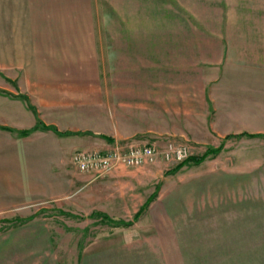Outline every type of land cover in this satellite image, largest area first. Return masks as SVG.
I'll return each instance as SVG.
<instances>
[{
	"label": "crops",
	"instance_id": "1",
	"mask_svg": "<svg viewBox=\"0 0 264 264\" xmlns=\"http://www.w3.org/2000/svg\"><path fill=\"white\" fill-rule=\"evenodd\" d=\"M179 5L177 0H157L150 5L147 0H124L123 10L112 1L102 5L107 8L111 55L105 85L100 35L95 28L100 17L97 2L0 0V99L9 108L22 106L13 111V118L0 113V264H83L84 220L97 213L121 220L125 215L134 216L156 190L154 186L144 200L122 187L118 192H94L103 182L112 189L126 185L125 190H132L133 181L122 180L124 176L119 174L141 168L119 167L100 176L82 173L71 163L74 151L85 145L88 150L111 147H92L103 142L155 145L159 143L152 139L163 137L169 142L181 138L182 131H196L197 119L210 121L212 128L219 115L236 127L253 118L251 108L232 111L228 106L256 104L242 97L256 95V89L264 91V26L250 32L238 22L229 24L223 14L219 30L213 33L196 10L188 9L190 16L181 18ZM149 7L155 8L154 15H149ZM223 7H227L225 2ZM262 20L264 17H252L243 22L258 25L264 24ZM120 54L122 64L117 63ZM197 55L217 57L214 75H197L190 68L194 65L190 59ZM149 71L154 72L151 79ZM181 73L186 74L183 79ZM5 80L29 100L37 119L50 128L18 134L33 128L36 117L25 104L4 97V92L13 93ZM218 87L219 99L215 95ZM217 103L230 111L216 110ZM95 114L107 120L109 131L91 128L98 126ZM7 148L13 152L2 154ZM155 163L152 166L159 165ZM135 180L147 185L150 178ZM203 184L191 186L203 191ZM189 188L186 183L159 190L140 220L139 227H145L144 221L150 219L152 231L129 240H143L148 243L145 246L157 248L168 225L174 242L209 241L217 236L208 234L237 231V225L243 224V212L236 207L187 206ZM178 229L187 232L185 238L183 233H175ZM90 239L87 237L88 242Z\"/></svg>",
	"mask_w": 264,
	"mask_h": 264
},
{
	"label": "rangeland",
	"instance_id": "2",
	"mask_svg": "<svg viewBox=\"0 0 264 264\" xmlns=\"http://www.w3.org/2000/svg\"><path fill=\"white\" fill-rule=\"evenodd\" d=\"M94 1L97 2V11L100 13V17L97 18L98 21L95 23V28L96 32L100 35L98 42L100 43L99 47H101V76L102 81L106 85L108 80L107 63L111 59V55H108L107 45V8L102 5L107 3V1H112L116 3L117 7H121L119 9L123 10L124 0ZM156 1L147 0V4H155ZM177 2L180 4L179 16L181 18L186 20L190 16L187 12L188 9L191 11L196 10L199 13L198 17L200 21H205L206 28H211L213 33L219 30L218 22L222 19L221 15L223 14L228 16L227 21L229 24L238 22L239 27L248 28L250 32L254 29L256 30L257 27L264 26V24L252 25L243 22L244 18L251 21L252 17H264V0H177ZM224 2L227 7H223ZM154 11V7L153 9L149 7V15H154ZM262 22L264 23V20ZM115 26L118 27L119 23ZM122 26L123 24H120V27ZM184 27L188 26L184 25ZM183 60L181 58V65L183 64ZM123 61L124 56L120 54L117 58V63L122 64ZM192 61L194 65L190 64V68L193 67L197 75H204L205 73L206 76L214 75L213 73L217 71L215 69H218L215 66L218 64L216 56L201 58L197 55L190 59V63ZM204 61L207 63H203ZM148 69L151 70L152 66L150 65ZM151 73L154 72H148L150 79L154 77L151 76ZM116 75L122 77L123 73L117 71ZM180 76L183 79L186 74L181 73ZM220 83L221 79L218 80L217 85H220ZM5 84L13 93L4 92V97L10 102L25 104L35 115L37 123L39 120L37 119L36 108L19 92L11 81L5 80ZM219 91L218 87L215 94L218 99ZM255 94L253 96L249 95L247 98L243 96L242 98L247 101H255L256 104L228 106L232 111L238 107L254 110L253 118H247L243 121V126L236 127L234 123L229 124L230 120H225L219 115L212 121V129L208 126L210 121L205 122L203 119H197L195 122L196 131H182L184 133L181 138H175V140H170L169 142H166L169 139H165V137L151 138L153 141L159 143L155 144L160 151L156 161L157 163L159 162V165L152 166L154 165L152 164L137 167L141 169L132 174H119L122 177L124 176L122 180L133 181V184H130L132 190H125L126 185H116V188L112 189L109 188L110 185L107 182L94 187L92 190L99 193H106L108 191L118 192L120 191L118 187H122L123 189L121 190L123 191L138 193L140 200H144V196L149 194L154 186L156 190L144 202L143 205L146 204V206L138 218H135V215L143 205L134 216L128 217L125 215L122 220L109 219L108 216L102 213H97L94 218L90 217L84 220L86 239L83 264H264V91L256 89ZM215 107L218 111H230V108H227L225 104L221 105L217 103ZM18 108L21 109L22 106L13 107L12 105V108H9L8 103L0 99V113L4 111V114L12 115L13 118L15 114L13 111ZM97 117H100L98 118L99 120L96 119ZM93 119L98 121L96 122L98 126L93 125L91 128L97 131H109L105 118L95 114ZM39 122L40 125H45L43 122ZM206 127H209V130ZM243 133L250 135H244ZM103 143L93 145L92 147L113 145ZM178 145H185L187 147L188 155L182 161L174 159L173 149ZM81 148L79 149L81 151H91L87 149L86 145ZM11 152L13 151L10 148L2 150V154ZM16 152L17 150L14 153ZM19 154L22 156L26 155L23 152H19ZM165 154H168V159L165 158ZM202 155H204V158L201 162H186L181 167L174 169L178 163L184 162L189 156ZM137 168H128V170ZM66 169L67 172H72L70 165H67ZM108 173L99 174L93 172V174L99 176ZM146 177L150 178L147 185L145 183L142 184L143 179H141V184H138L137 180H135V178ZM195 182H203L205 189L203 191L195 189V187L191 186ZM186 183L190 186L186 193V196L190 199L186 201L187 206L211 208L236 207L243 212V224L237 225V231L210 233L208 235L217 237L216 239L211 238L209 241L191 239L174 242L171 237L174 235V232L173 234L172 232H168L170 229L168 225L164 227L163 241L158 242L159 246L157 248L150 245L145 246L148 243L143 240L133 238L130 241V236L139 238L140 233L145 236L152 231L150 229H153L154 226L153 224L151 225L149 218V220L144 221L145 227L139 226L141 217L145 216L144 214L151 206L153 198L158 194L157 192L163 188L175 189L176 186L185 185ZM183 188L186 191L187 187ZM195 195L196 198H193ZM105 219L110 220V223L105 221ZM175 233H183L182 238H185V233L187 232L178 229ZM89 236L94 241L90 239V242H88L87 237ZM96 237L99 239L98 242L95 240ZM220 261L223 262L216 263Z\"/></svg>",
	"mask_w": 264,
	"mask_h": 264
},
{
	"label": "built area",
	"instance_id": "3",
	"mask_svg": "<svg viewBox=\"0 0 264 264\" xmlns=\"http://www.w3.org/2000/svg\"><path fill=\"white\" fill-rule=\"evenodd\" d=\"M172 148V147H169ZM174 150V159L182 161L188 155L185 145H178ZM159 150L153 144H133L115 142L104 150H76L71 156L72 165L82 173H107L118 167L137 168L154 164ZM168 159V154H165Z\"/></svg>",
	"mask_w": 264,
	"mask_h": 264
},
{
	"label": "trees",
	"instance_id": "4",
	"mask_svg": "<svg viewBox=\"0 0 264 264\" xmlns=\"http://www.w3.org/2000/svg\"><path fill=\"white\" fill-rule=\"evenodd\" d=\"M38 127H41V128H50V126L40 125V122L37 121L36 125L33 128L28 129V130H21V131L18 132V134L20 136H26L31 131L35 130ZM243 134L244 135H250L248 133H243ZM238 136H240V135H238ZM203 158H204V155H202V156H189L184 162L178 163L174 169H177V168L181 167L186 162L199 163V162H201L203 160ZM145 206H146V204L142 206V208L139 210V212L135 215V218H138L139 217V215L144 211ZM128 224H130V223H128Z\"/></svg>",
	"mask_w": 264,
	"mask_h": 264
}]
</instances>
